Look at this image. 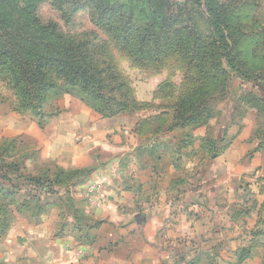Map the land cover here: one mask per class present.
Returning a JSON list of instances; mask_svg holds the SVG:
<instances>
[{
    "label": "crops",
    "instance_id": "0c3cea01",
    "mask_svg": "<svg viewBox=\"0 0 264 264\" xmlns=\"http://www.w3.org/2000/svg\"><path fill=\"white\" fill-rule=\"evenodd\" d=\"M2 103L1 137L18 142L20 172L62 181L49 199L64 215L17 218L0 264H264V145L250 143V124L202 170L185 159L186 135L142 145L145 124L101 119L78 97L49 103L42 127ZM97 175L102 206L84 199Z\"/></svg>",
    "mask_w": 264,
    "mask_h": 264
},
{
    "label": "rangeland",
    "instance_id": "374dc122",
    "mask_svg": "<svg viewBox=\"0 0 264 264\" xmlns=\"http://www.w3.org/2000/svg\"><path fill=\"white\" fill-rule=\"evenodd\" d=\"M66 1L81 6L77 0ZM219 1L226 8L229 54L237 70L222 57L205 10L191 0H114L117 4L127 2L128 6L131 3L134 6L124 14L126 26L145 28V23H149L148 42L145 41L148 32L140 37L141 30L130 31L133 45L141 53L147 52L149 61L134 60L121 47L119 33L116 41L111 32L98 31L87 14L81 13L83 10L73 17V23L66 24L49 3L40 0H0V34L1 30L12 29L3 25L22 24L24 9L28 4L36 3H39L36 13L46 22H56L64 32L79 35L83 30L94 31L103 41L105 61L127 85L131 98L125 112L109 119L135 120L139 122L137 125L147 122L139 133L142 145H155L161 137L170 134L177 138L186 135L188 139L183 145L190 146L183 152L185 159L204 170L246 125L250 124V143L264 145V0ZM88 3L90 5L89 0ZM137 13L144 14L138 17ZM55 82L56 85L46 94L48 101L42 105L41 113L38 110L36 114L31 109L15 110L10 95L3 89H0V103H8L11 112L37 122L42 114L44 125L52 114L49 103L63 95H71L64 93L63 80ZM74 91L77 95L71 96L79 98L80 90ZM108 104L112 105V102L108 101ZM99 105L104 112L103 101ZM17 144L15 140L1 137L0 133V167L2 162L3 165L20 164L24 156L19 154ZM194 165L187 166L189 173ZM15 172L13 175L20 181L16 178L14 190L8 189L12 194L2 195L0 192V206L7 210L8 230L17 218L44 219L50 209L62 210L64 215L55 201L43 195L38 199L37 194L34 195V186L26 184L17 169Z\"/></svg>",
    "mask_w": 264,
    "mask_h": 264
},
{
    "label": "trees",
    "instance_id": "16d2710c",
    "mask_svg": "<svg viewBox=\"0 0 264 264\" xmlns=\"http://www.w3.org/2000/svg\"><path fill=\"white\" fill-rule=\"evenodd\" d=\"M40 1L49 3L66 24L73 23V17L83 10L81 13L87 14L90 22L98 31L111 32L112 38L116 41L119 33L121 47L126 49L134 57V60L149 61L148 53H141L137 46L133 45L130 35L131 30L136 32L141 30L140 37L148 32V37L145 40L148 42L149 23H145V29L135 25L126 26L123 21L125 12L134 8L132 3L128 6L127 2L117 4L114 3V0H89V5L88 0L84 2L77 0L76 3L81 4L78 7L76 4L70 5L66 0ZM191 2L205 10L208 22L216 33V42L222 51V57L233 69L237 70L235 62L229 54L231 46L228 43L229 27L225 6L219 0H191ZM38 4H28L22 15V24L13 22L14 25H3L2 27L7 26L12 29L1 30L0 34V89L10 95L13 108L15 110L31 109L35 113L39 110L41 113L42 105L48 101L47 92H50L56 85L57 79H61L66 86L64 93L77 95L74 89H79L82 93L79 95L81 101L102 118L109 119L119 112H125L131 101L127 85L105 61L102 39L91 30H83L79 35L62 31L56 22H46L36 13ZM143 14L137 13L136 16L140 17ZM102 16L106 18L101 20ZM109 96L112 97L108 99ZM101 101L105 104L104 112L99 105ZM108 101L112 102V105L108 104ZM41 115L38 124L42 127L44 117ZM187 139L186 136L180 142L181 145ZM18 165H13L12 162L3 165L2 162L0 167V179L2 180H0V192L2 195L12 194L9 190H14L13 184L17 180L20 181L17 176L13 175L16 173V169L18 173L20 172L21 169ZM21 175H23L26 184L34 186L32 187L35 189L34 195L37 194L38 199L41 195L50 198L63 185L62 181L53 182L23 173ZM3 182L6 186L3 185ZM19 206L21 207V205ZM0 207L1 239L8 231L9 225L5 219L7 210ZM72 236L77 242H83L81 240L84 238H80L79 235L72 234Z\"/></svg>",
    "mask_w": 264,
    "mask_h": 264
},
{
    "label": "built area",
    "instance_id": "2783aa9c",
    "mask_svg": "<svg viewBox=\"0 0 264 264\" xmlns=\"http://www.w3.org/2000/svg\"><path fill=\"white\" fill-rule=\"evenodd\" d=\"M104 180L101 176H93L92 183L84 188V199L88 205L102 206L106 203V195L103 190ZM98 196V200L93 199V195Z\"/></svg>",
    "mask_w": 264,
    "mask_h": 264
}]
</instances>
